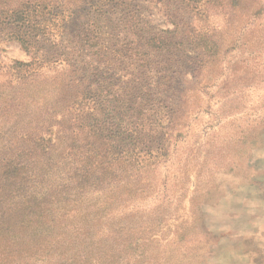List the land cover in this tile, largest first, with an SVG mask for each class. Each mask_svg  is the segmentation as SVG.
Returning a JSON list of instances; mask_svg holds the SVG:
<instances>
[{
	"label": "rangeland",
	"instance_id": "1",
	"mask_svg": "<svg viewBox=\"0 0 264 264\" xmlns=\"http://www.w3.org/2000/svg\"><path fill=\"white\" fill-rule=\"evenodd\" d=\"M121 1L94 15L91 47L76 61L120 92L142 86L145 105L158 114L153 128L146 126L144 143L155 130L173 128L167 156L152 159L141 152L142 182L133 187L144 198L121 216L123 238H137L138 264H264V0L258 1L257 17L255 3L245 0L230 23L220 2L208 3L205 16H196L182 1ZM173 21L175 48L150 51L144 40L174 30ZM87 23L84 10L68 20L58 53L70 52L68 33L78 32L83 45ZM54 40L43 50L58 35ZM0 56L29 61L2 30ZM194 82L205 86L201 111L190 107V94L182 95ZM7 97L0 93V161L16 158L14 143L6 139L15 126L21 129L22 108L32 116L37 108L26 104L16 112L2 104ZM176 106L182 118L172 121Z\"/></svg>",
	"mask_w": 264,
	"mask_h": 264
},
{
	"label": "trees",
	"instance_id": "2",
	"mask_svg": "<svg viewBox=\"0 0 264 264\" xmlns=\"http://www.w3.org/2000/svg\"><path fill=\"white\" fill-rule=\"evenodd\" d=\"M111 1L121 0H0V30L29 57L21 62L0 56V93L9 95L2 104L16 112L37 105L33 116L22 108L21 129L15 126L6 139L14 143L16 158L0 161V264H138L137 238L131 243L123 238L121 216L144 198L133 187L142 182L141 152L145 149L152 159L167 156L173 128L155 130L144 143L146 126L153 128L158 114L145 105L142 86L120 92L76 61L91 47L94 15ZM173 1L189 3L196 16H205L208 3L220 2L226 23L245 4ZM252 1L257 17L259 0ZM79 10L88 20L84 43L78 32L68 33L70 52L60 54L62 31ZM172 23L174 30L149 36L144 45L156 53L174 49L178 24ZM57 35L55 44L43 50ZM204 87L194 82L182 92L190 94L194 110H202ZM179 108L170 110L172 121L182 118ZM25 151L33 156L26 161L19 155Z\"/></svg>",
	"mask_w": 264,
	"mask_h": 264
}]
</instances>
